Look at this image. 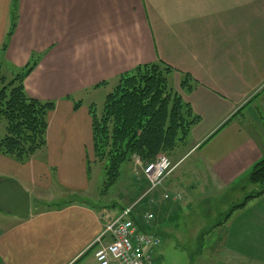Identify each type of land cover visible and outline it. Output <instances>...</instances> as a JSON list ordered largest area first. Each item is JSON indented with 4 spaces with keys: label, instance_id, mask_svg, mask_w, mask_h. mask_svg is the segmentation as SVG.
Wrapping results in <instances>:
<instances>
[{
    "label": "crops",
    "instance_id": "crops-1",
    "mask_svg": "<svg viewBox=\"0 0 264 264\" xmlns=\"http://www.w3.org/2000/svg\"><path fill=\"white\" fill-rule=\"evenodd\" d=\"M11 7L12 0H0V50ZM3 55L14 69L37 59L26 91L55 101L56 108L48 116L46 148L23 163L0 154V179L54 189L67 202L33 207L27 219L5 213L0 264H99L92 244L120 210L85 200L100 190V183L91 184L92 167L100 165L95 102L81 100L75 109V96L96 91L104 81L110 85L140 65L172 66L170 83L200 115L187 143L171 156L176 166L185 148L199 153L192 170L204 190L216 183L237 186L238 177L264 158V0H19ZM186 73L194 85L190 91L181 87ZM173 172L157 198L180 192ZM172 203L160 201L157 214H166ZM248 211L241 208L239 223L224 228L223 264H264V232L254 231L259 225L264 230V211Z\"/></svg>",
    "mask_w": 264,
    "mask_h": 264
},
{
    "label": "trees",
    "instance_id": "trees-1",
    "mask_svg": "<svg viewBox=\"0 0 264 264\" xmlns=\"http://www.w3.org/2000/svg\"><path fill=\"white\" fill-rule=\"evenodd\" d=\"M18 3L19 0H12L11 24L0 50V122H5V133H0V154L23 163L46 148L48 116L56 103L30 96L26 91L25 79L37 59L32 58L20 69L12 68L3 59L16 28ZM172 70V66L164 62L140 65L118 77L100 113L95 105L91 107L94 151L104 169L106 189L122 179V165L133 156L147 162L162 153L173 154L187 143L192 128L200 122V115L170 83ZM189 81L190 75L186 73L181 81L186 91L194 88ZM81 104V100L75 101V109ZM249 179L252 184L261 186L257 195L263 194L264 158L253 165ZM251 196L234 205L225 220L235 210L245 207Z\"/></svg>",
    "mask_w": 264,
    "mask_h": 264
},
{
    "label": "rangeland",
    "instance_id": "rangeland-1",
    "mask_svg": "<svg viewBox=\"0 0 264 264\" xmlns=\"http://www.w3.org/2000/svg\"><path fill=\"white\" fill-rule=\"evenodd\" d=\"M117 80L110 85H104L101 88L91 90L83 95L75 96L77 101L83 100L85 104H93L98 113L103 109L104 101L108 92L111 91ZM249 111L246 112L249 120ZM250 124V123H249ZM0 133H5V122H0ZM188 148L184 150L183 160L175 166L172 180H176L182 199L170 204L167 213H155V221L151 222L149 228L152 232L158 234L162 239V244L156 248L157 259L160 264H223L225 256L221 254L223 249V237H225V227L229 224L237 225L240 221V209L235 210L234 214L225 220L226 214L236 204L242 203L246 197L251 196L245 209L250 215H255V211H264V193L257 195L261 191L259 184H251L248 180L250 171L238 177L236 185H230L223 189L218 188V184L204 190L202 185L198 184L199 176L192 170L199 161V153H188ZM166 154V153H162ZM161 155V154H159ZM158 155V156H159ZM169 154L174 162V158ZM139 156L122 165V179L117 184L106 189L104 186V169L99 164L92 167L91 184H99L100 190L95 192L92 199H85L98 209H116L121 210L126 204H131L135 198L141 194L145 182L140 178L141 165L137 162ZM192 170V172H191ZM194 172V173H193ZM193 173V174H192ZM244 178V179H242ZM247 179V180H245ZM15 180V179H13ZM30 195L31 208L40 210L45 208L46 204H63L67 202L66 197H59L53 193L54 190H46L16 179ZM194 186V188H191ZM136 193L138 195L136 196ZM55 194V195H54ZM72 198V197H71ZM80 199V198H77ZM145 198L143 203H147ZM178 202V203H177ZM177 203V204H176ZM155 209V208H154ZM110 212V211H109ZM0 208V225L2 217L5 215ZM116 212L107 213L109 216L115 215ZM232 218H231V217ZM228 220V221H227ZM223 221L221 225L212 228L215 224ZM212 228V229H211ZM225 231V233H224ZM254 231L264 232L262 225L256 226Z\"/></svg>",
    "mask_w": 264,
    "mask_h": 264
},
{
    "label": "built area",
    "instance_id": "built-area-1",
    "mask_svg": "<svg viewBox=\"0 0 264 264\" xmlns=\"http://www.w3.org/2000/svg\"><path fill=\"white\" fill-rule=\"evenodd\" d=\"M137 162L140 163L147 180V188L139 199L126 206L106 224L93 243L97 245L95 258L99 264H160L156 258V248L161 245L162 240L140 224L150 225L155 214L149 210L142 213L140 205L145 198H149L152 204L156 203L154 195L174 169V165L169 156L164 154L147 163H142L140 158ZM162 198L178 201L182 196L179 193L166 192Z\"/></svg>",
    "mask_w": 264,
    "mask_h": 264
},
{
    "label": "water",
    "instance_id": "water-1",
    "mask_svg": "<svg viewBox=\"0 0 264 264\" xmlns=\"http://www.w3.org/2000/svg\"><path fill=\"white\" fill-rule=\"evenodd\" d=\"M0 208L8 214L26 219L30 216V195L16 180L2 178L0 179Z\"/></svg>",
    "mask_w": 264,
    "mask_h": 264
}]
</instances>
